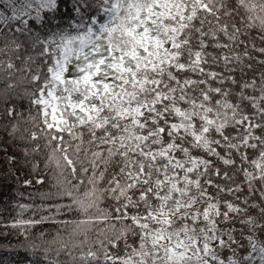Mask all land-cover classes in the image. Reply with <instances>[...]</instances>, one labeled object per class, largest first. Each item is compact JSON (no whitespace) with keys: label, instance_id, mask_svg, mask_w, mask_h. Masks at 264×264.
<instances>
[{"label":"snow or ice","instance_id":"1","mask_svg":"<svg viewBox=\"0 0 264 264\" xmlns=\"http://www.w3.org/2000/svg\"><path fill=\"white\" fill-rule=\"evenodd\" d=\"M0 153V264H264V0H0Z\"/></svg>","mask_w":264,"mask_h":264},{"label":"trees","instance_id":"2","mask_svg":"<svg viewBox=\"0 0 264 264\" xmlns=\"http://www.w3.org/2000/svg\"><path fill=\"white\" fill-rule=\"evenodd\" d=\"M40 175H44V170L41 169ZM19 177V179L17 178ZM17 176H12L7 174V168L3 161V153H0V209L8 206L10 211L9 202L15 198L16 192L19 191H28L34 189H26L21 185V180L23 179V173L17 174ZM30 178L33 180L38 179L39 177L36 174H33ZM0 255H6L0 253Z\"/></svg>","mask_w":264,"mask_h":264}]
</instances>
